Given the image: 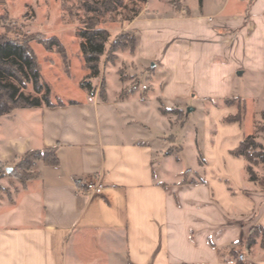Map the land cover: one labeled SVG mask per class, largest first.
<instances>
[{
	"label": "crops",
	"instance_id": "crops-1",
	"mask_svg": "<svg viewBox=\"0 0 264 264\" xmlns=\"http://www.w3.org/2000/svg\"><path fill=\"white\" fill-rule=\"evenodd\" d=\"M248 1L231 9V0H147L128 26L137 33L136 64L156 81L149 98L64 93L53 95L52 107L0 118V162L45 147L58 159L38 162L39 177L0 201V264H237L241 255V264H264L259 239L247 245L251 229L264 228V181L251 182L246 161L230 154L247 136L222 139L229 162L219 169L217 131L208 166L193 173L198 180L187 170L194 182L183 183L187 171H173L182 147L167 139L170 121L159 109L193 90L208 98L246 81L264 87V0ZM163 10L162 24L185 26L188 37L176 42L168 26L165 38L147 39ZM16 112L23 131L5 136ZM216 112L205 116L216 128L238 124L222 126ZM87 183L100 188L88 192Z\"/></svg>",
	"mask_w": 264,
	"mask_h": 264
},
{
	"label": "rangeland",
	"instance_id": "rangeland-1",
	"mask_svg": "<svg viewBox=\"0 0 264 264\" xmlns=\"http://www.w3.org/2000/svg\"><path fill=\"white\" fill-rule=\"evenodd\" d=\"M92 1L97 2L99 0H0V35L5 32V27L8 26L10 27V37L12 38H21L25 35L33 37V40L31 39L29 42V46L38 58L43 90L41 94L37 95L29 84L26 89L21 88L23 94L41 98L48 90L51 100L53 95L61 97L64 93L73 97L79 91L88 92L87 83L91 84L94 92L99 91V95L100 91L103 90L104 99L112 98L118 100L135 94L144 100L151 97V94L153 95L154 93L155 95L158 92L157 85H155L156 81L153 79L150 69L148 67H139L135 61V54L129 52V50L116 52L115 59L103 58L100 76L97 79H87L89 72L84 67V60L80 53L82 39L79 36V32L85 27L84 23L90 17L95 16L100 23L98 26L108 30L112 38H119L121 35L137 38L136 31L130 30L128 26L130 23L127 20L130 18L133 9L141 8L137 4L127 3L125 7L118 8L116 11H108L104 15H98L85 10V5ZM254 1L252 0V2ZM236 2L237 0H231V9L234 4L235 7H238ZM246 2L250 1L246 0ZM172 5L174 9L178 10L181 4L179 1H173ZM143 8H145V5L141 10ZM212 12L213 10H211ZM164 16L165 10L160 11L161 19H159L160 21L154 20V26H149L152 32L149 33L147 39L152 40L151 37L158 38L161 36L165 38L164 34L169 35L165 30L168 26L176 29L175 32H171L172 38L177 39L176 42L187 36L189 31H187L185 26L181 25L179 27L178 24L175 26V24L169 23L163 25ZM147 18H151V16H143V19ZM217 32L221 35L228 34L225 29H217ZM54 39L63 45L66 60L62 59V55L57 53L55 48L47 51L43 46L42 41H52ZM153 51L154 55H156L157 50L153 49ZM213 60L225 64V59L221 55H218ZM149 67H151V64ZM81 83L84 84L83 87H81ZM259 83L260 81L258 80L256 84L258 85ZM239 85V91H228V95L222 92L205 98L200 95L205 91L193 90L183 100L174 99L168 103L159 104V109L162 113L166 111L163 114L167 115L170 121V133L167 139L176 140V146L182 147L180 150L179 147V151L175 154L179 159L174 164L173 171L175 174H178L181 170H183V173L188 170L193 176L195 171L205 169L208 166V159L206 158H209V148H212L211 139L215 143L214 138L211 137H214L217 131L219 133L216 148L220 160L217 161L218 163L215 166L219 167V169L221 166H228L229 162L222 153L223 149H225L221 145L223 138H229L232 141L231 137H236L238 133L243 136L244 133L246 136H252L260 145L256 150L257 152H264V87H259V89L251 88L247 81ZM226 99L234 100L232 106L225 103ZM238 99L239 102L243 100L245 103V113L241 124L218 129L215 127V122L211 124L209 120L205 119V116L210 112L214 117L217 113L216 111L219 110L220 112L223 111V115L218 121L222 126L229 125V123L225 122V119L237 113L238 104L235 100ZM201 106L203 107L202 111L200 109ZM229 109L234 110L233 115L225 114V110ZM14 114V121H11L9 127H6L5 136L19 137L23 131V126L26 124L23 121L24 119L19 116V113L16 112ZM2 124L3 119H0V131ZM15 163L16 161L0 162V165L10 168L14 167ZM219 163H221V166H219ZM248 166L258 176V181H264L263 163L256 165L245 163L247 178H249L246 172V167ZM32 170L36 171L37 169L33 167ZM181 176L184 177L183 174ZM185 177L188 179V173ZM193 177V179L200 178L199 176ZM22 188L21 182L14 175L6 170L0 172V201L11 199ZM257 239H259L260 246L261 238Z\"/></svg>",
	"mask_w": 264,
	"mask_h": 264
},
{
	"label": "trees",
	"instance_id": "trees-1",
	"mask_svg": "<svg viewBox=\"0 0 264 264\" xmlns=\"http://www.w3.org/2000/svg\"><path fill=\"white\" fill-rule=\"evenodd\" d=\"M147 0H99L97 2L92 1L85 5L87 12H93L98 15H104L108 11H116L118 8H123L127 3L137 4L141 8L146 4ZM141 8L133 9L131 16L127 20L132 22L141 12ZM85 27L79 32V36L82 39L80 43V53L84 60V67L89 72L87 79H97L101 73V64L103 58L115 59V53L118 51L129 50L134 53L137 47V39L129 37V35H121L119 38H112L108 30L100 28L98 25L99 20L97 17H90L87 22L84 23ZM10 27H5V32L0 35V118L12 114L15 111L22 109H32L41 106L52 107L50 93L47 90L41 98L30 97L21 92L22 89H26L30 84L35 94L39 95L43 90V81L41 71L39 69L38 58L34 51L29 46V42L33 37L23 36L21 38L10 37ZM43 46L47 51L55 48L56 52L61 54L62 59L66 60L63 45L54 39L52 41H42ZM84 84L81 83V87ZM88 93L94 94V90L91 88V84H86ZM101 97H104L103 90L100 91ZM233 99H226L225 103L232 106ZM238 104L237 113L234 116H229L225 119L226 123H238L241 124L245 113V103L242 100ZM239 104L241 105L239 107ZM164 111L163 113H165ZM260 145L255 141L252 136L245 137L239 145L232 151L231 156L240 158L242 157L246 163L250 165H256L259 163L264 164V152H257V148ZM170 152V151H168ZM16 163L14 167H7L0 165V172L7 171L14 175L25 188L26 184L39 177L37 171H33L32 168L36 166L38 162L46 166H55L58 164L55 147H45L41 150H29L22 156L16 157ZM246 172L249 175L251 182L258 181V176L253 172V169L248 166ZM183 183H191L185 175ZM257 238H261L260 247L264 248V228L260 225L253 227L250 231V236L247 241V245L251 246L255 243ZM234 256L238 257L236 252ZM241 260H237V264H241Z\"/></svg>",
	"mask_w": 264,
	"mask_h": 264
},
{
	"label": "built area",
	"instance_id": "built-area-1",
	"mask_svg": "<svg viewBox=\"0 0 264 264\" xmlns=\"http://www.w3.org/2000/svg\"><path fill=\"white\" fill-rule=\"evenodd\" d=\"M88 101L89 102H92V99L91 98H88ZM100 187H98L97 185L93 184V183H87L85 185V189L88 191V192H92V191H95V190H98ZM239 260H243V255L239 256Z\"/></svg>",
	"mask_w": 264,
	"mask_h": 264
},
{
	"label": "water",
	"instance_id": "water-1",
	"mask_svg": "<svg viewBox=\"0 0 264 264\" xmlns=\"http://www.w3.org/2000/svg\"><path fill=\"white\" fill-rule=\"evenodd\" d=\"M8 172H11V169H8Z\"/></svg>",
	"mask_w": 264,
	"mask_h": 264
}]
</instances>
